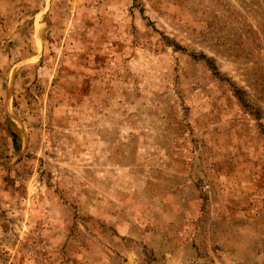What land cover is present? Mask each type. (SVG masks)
Instances as JSON below:
<instances>
[{
  "label": "rangeland",
  "instance_id": "rangeland-1",
  "mask_svg": "<svg viewBox=\"0 0 264 264\" xmlns=\"http://www.w3.org/2000/svg\"><path fill=\"white\" fill-rule=\"evenodd\" d=\"M0 264H264V0H0Z\"/></svg>",
  "mask_w": 264,
  "mask_h": 264
}]
</instances>
